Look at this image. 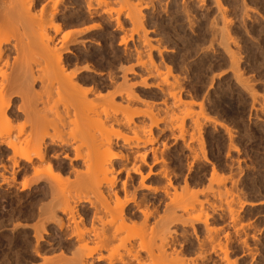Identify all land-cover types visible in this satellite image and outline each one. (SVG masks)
<instances>
[{
  "label": "rangeland",
  "instance_id": "rangeland-1",
  "mask_svg": "<svg viewBox=\"0 0 264 264\" xmlns=\"http://www.w3.org/2000/svg\"><path fill=\"white\" fill-rule=\"evenodd\" d=\"M89 1L91 5L93 4L92 6L97 2V0ZM127 1L129 4L124 0H119L118 2L117 0H105L106 4L100 1L101 5H95L97 7L96 14L89 15L85 11L86 4H88H85L86 0H62V3L58 6L60 16L56 17L55 24L64 22L65 26L62 24L63 28L56 36L52 27L50 28L49 22L47 23L48 25H44L46 27L44 29L56 39L54 42L57 46L61 44L60 41L67 33H71L64 45L72 52V55H63L70 64L69 71L88 66L93 71L102 72V76L84 74L86 77H91L88 78L90 80L89 85L92 83V78H94L93 80L97 79L98 83L108 82L107 78L111 73L115 75L117 80L115 83L121 84L124 80L122 76L125 75L126 82L128 81L126 85L133 84L132 91L140 97L138 100L129 101L131 103L130 107L133 108L132 113H137L139 110L142 111V109L145 112L146 110L149 111L152 106L153 117L151 119L150 117L148 118L150 115L147 116L145 112L140 114L139 111L140 116L134 118L135 125L112 129L107 124L106 129L111 130L110 133L116 130L120 131L119 133L130 138L139 135L138 131L141 128L148 129L152 118V121H157V127L152 125V135L157 139L153 148H157H155L157 157L160 156L161 150L166 151V156H164L165 165L168 167L167 170L169 169L168 178H171L172 185L169 188L170 194L172 195L175 192L178 197L176 200L179 199L181 202L178 201L176 203L181 204V206L183 203V207H192L193 205L192 208H187L185 213L190 219L194 220L195 218L196 220V222L194 220L191 223L190 219H188L189 221L186 220L188 217L184 213L185 221L194 226H189V223H187L189 224L188 226L175 225L177 226L174 227L177 232L175 234V240L177 241L173 246L174 250L172 251V247L165 250L166 252L167 250L168 252L171 251V255L169 254L168 256L169 259L170 256L173 258L176 255L179 259L181 258L179 261H184L179 263L175 256V261L171 259V262L189 264L190 258L192 260L196 259L198 250L201 249V251H205H203L205 258L198 260L196 264H226L223 263L225 261L222 259L224 257L223 250L229 249V259L232 262L235 260L236 264H264V0H217L222 6L220 11L217 10L218 7L215 0ZM139 1L142 6L148 3V8L142 9V14L145 17L143 28H138L139 23H133L126 18L130 15H127L129 12L131 15L134 14L132 12H134L135 7L139 6L137 3ZM184 5L188 7L187 10L190 12L189 19L185 17L183 12ZM63 7H66V9ZM104 10L111 11V16L109 13L106 14ZM78 17L84 20L81 19V21ZM116 19L122 24L121 30L115 27ZM91 25L99 28L82 32L83 34L79 33L76 36L77 30H83ZM73 35L75 36L73 37ZM122 39L125 40V45L120 43ZM145 43L147 44L145 45ZM137 50H139V55L136 54ZM138 60L144 62V66H140ZM130 70L135 73H128ZM144 79L149 86L147 89L140 86V82ZM118 83L116 85H119ZM102 90L101 92L103 93L104 89ZM106 91H111V88L106 89ZM118 97L120 98V96ZM119 98L116 97L117 103H125L122 98ZM163 100L166 101L164 102L166 105L163 104ZM129 102L128 104H130ZM102 103H97L99 106L96 107V112L98 110L96 115L98 114L97 117L99 116L100 119H102L101 116L104 117L105 115L100 113L113 109L111 107L112 109L110 110L108 104L105 105L103 103L102 105ZM107 111L106 114L108 113ZM126 112L124 113L127 114ZM14 120L16 119H11L9 120L11 124L10 122L6 124L14 127L15 123L16 125L18 124ZM2 124L1 122L0 125ZM137 129L138 131H136ZM162 129H164V132H161ZM181 131L184 133V139L175 142L173 138L179 135ZM110 133H108L109 136L111 135ZM145 136L147 137L146 134ZM142 139H145L144 136ZM163 145L166 146L164 150L162 149ZM184 145L186 146L183 147ZM187 146L190 150L187 149ZM86 147L88 149L89 146ZM86 147H82L83 151L86 150ZM89 149V155L91 156L93 155V150L90 147ZM102 150L100 149V152H103ZM136 151L141 152L142 150L138 149L131 152L136 153ZM85 152L88 153V151ZM85 152L82 153L84 154ZM10 155L11 152L7 151L5 146H0V172L4 173L5 177L9 176L11 168V163L6 160ZM151 158L150 156L148 160L150 164L152 162ZM64 163L68 164L69 162L64 161ZM1 164L7 167L6 171H3ZM117 165L119 166L120 164L118 163ZM162 165L159 162L153 168L154 170H159ZM146 171L147 168L143 171L144 175ZM124 177L125 175H122L120 179L123 180ZM136 179L135 186L138 198L147 197L150 201L155 198L163 199L164 196L161 193L149 194L144 189H139L137 187L139 177H136ZM1 180L2 178H0V255L5 257L0 256L2 257V259L0 258V264H16L17 262L15 261L20 262L19 255L25 252L24 248L26 245L23 247L20 243L14 244L9 239L12 207L8 202L12 197H16L13 209H15V217L17 218L22 211V203L26 200L27 194L20 193L17 189L19 188L18 185V187L16 186L13 190L8 191L7 185L5 183L1 184ZM160 180L161 182L163 181L161 178ZM161 182L155 186L163 185L164 183ZM185 183H187V187L184 186ZM144 184L153 183H151V180L146 179ZM196 196L198 197L197 199L191 200L194 197L196 198ZM196 200L203 204H200L202 207L199 203L196 204ZM206 200L207 202H205ZM197 205L201 210H199ZM79 206L81 208L86 207V209L89 207L88 204H80ZM162 209L163 206L161 207ZM188 212L190 213L188 214ZM232 213L234 214L233 217H235L234 220L231 219ZM204 216L207 218L206 221L202 220ZM102 218H105V220L102 219L103 222H110V218L107 215ZM152 219H155V216ZM152 219L151 223H153ZM198 220L205 223L198 222ZM17 223L18 225L24 224L20 220H17ZM210 227L211 229H216H213L216 233L211 230L216 236L214 237L215 234L212 232L210 236L214 234L212 237L215 239L213 240H218L215 242H218L219 246L210 240L209 234L207 235L210 231L206 233L204 230ZM192 228H196L194 232ZM217 228L219 229L217 230ZM132 231L129 229L122 233L124 236L121 235V238L128 239L126 234L132 235ZM133 232H136V230ZM47 237L43 243L49 244L51 238ZM134 238L138 237L135 236ZM188 238L190 239L188 240ZM205 239L210 241L209 243L206 242L207 245L204 242L206 241ZM61 240L63 241L65 238ZM133 240L137 243V239ZM195 242H197V245H195ZM118 243L114 242L112 244L114 249L112 245L109 246L112 247L113 251L111 248H106V251L104 250L102 254L107 255L109 250L115 257L118 256L117 252L119 251L121 252L119 255L122 254L125 257L129 255L132 257L135 254V252L131 254L125 252V254L122 251H127L124 248H128V246L125 243H121V241ZM198 243L205 244V246L200 244V248ZM13 244L14 246L17 244L15 248H12L14 247ZM212 244L219 248L220 246L221 248L225 247V249L221 250L220 248L219 251L221 250V253L219 255L218 247L212 249L214 247V245L210 246ZM175 245L178 246H176V249ZM195 246L200 249L196 251L195 249L197 248ZM16 247H21V251ZM209 249L214 250V252ZM13 250L15 252L12 253L11 251ZM156 250L158 252V249L154 248L155 252ZM2 251L5 254H9L5 255ZM154 251L153 253H155ZM166 252L159 253H161L160 256L162 255L163 259L165 258L164 262L168 261L167 263L169 264V259L166 256L168 252ZM67 253L69 254L70 252L63 253L64 255L66 254L65 257L68 256ZM156 253L154 255L159 258L157 257L159 254L157 253L156 255ZM53 254L48 256L55 257L60 255L59 251ZM70 254L69 256H71ZM195 254L197 256H194ZM144 255L147 256L145 252L141 251L139 257L146 264L152 263L153 259L150 260ZM8 256L13 257L10 259ZM14 256L17 257L15 258ZM207 257L208 259L205 261ZM219 258L222 259V262ZM34 260L23 261L24 263L21 262L20 264H43L38 258ZM154 263H156L155 260L152 264ZM55 264L62 263L57 262ZM65 264L69 263L66 262ZM102 264H106V262Z\"/></svg>",
  "mask_w": 264,
  "mask_h": 264
},
{
  "label": "bare ground",
  "instance_id": "bare-ground-1",
  "mask_svg": "<svg viewBox=\"0 0 264 264\" xmlns=\"http://www.w3.org/2000/svg\"><path fill=\"white\" fill-rule=\"evenodd\" d=\"M100 1L104 4L107 3L105 0H97L95 5L97 4V6H99L101 3ZM118 1L119 0H117V2ZM124 1L128 2L127 0ZM89 2V0L85 2V4L88 3L86 4L85 11L89 15L96 14L95 11L97 7L95 5L92 6L93 4L91 5ZM215 2L218 7L217 10L220 11L222 8L220 2L217 0H215ZM61 3L62 0H0V124L1 122L3 123L0 125V146H5V149L11 152L10 157L6 159L11 163V168L10 170L8 169L9 176H7V178L4 173L0 172V178H2L1 184L5 183L8 187V191L11 189L13 190L18 185L19 188L17 189L20 193L27 194L26 200L22 203L23 206L20 205L23 209L21 208L22 211L17 218L15 217V209H13L16 203V197H12L8 202L12 207V210L10 209L12 211L11 219L9 218L10 223L8 222L11 226L9 239H11V242L14 244L20 243L23 247L26 245L24 248L25 252L19 255L20 262H15L20 264L23 261L29 262L30 260L38 258L43 264H55L57 262L62 264L63 262H68L69 264H102L105 262L106 264H146L143 259L139 257L142 251L147 255H144V257L150 260L153 259L152 263L154 260L157 263L158 259H160L157 264H168V261L166 263L164 262L165 258L163 259V256L161 255V257V253L159 252L165 253L166 248H173L177 241L175 240V234L177 233L175 231L176 228H174L177 227L175 225L181 224L188 226L190 224L189 226L193 227L194 225L191 223L195 218L194 220L190 219L187 213H185L187 212L186 209L190 206L183 207V203L182 206L179 203L177 204L176 202H180V200H176L178 197L175 192L172 195L170 194L169 188L172 187V185L171 178H168L169 169L167 170L168 167L165 165L164 156H166V151L164 152L161 150V154L159 153L160 156L157 157V148H153L157 139L152 135V125L157 127V121L154 120V123L152 118L148 129L145 130L141 128L138 131L139 127L136 130L139 135L130 138L119 133L120 131L118 132L116 130L112 132V134L110 133L111 130L109 131L106 129L107 124H109L112 129H115V127L123 128L131 125L133 126L135 122L134 118H137L140 116L139 113L141 114L145 111L142 109V111L139 110L140 112L137 110L139 113H132L133 108L130 107L131 103L129 101L138 100L140 97L135 95L132 91L134 87L133 84L126 85L128 81L126 82L125 75L122 76L124 80L121 84L117 82L119 85H116L117 83L115 82L117 80L113 73L108 75V82L100 81L101 83H98L96 81L97 79L93 80L94 78H92V83L89 85L90 80H88V78L91 77H86L84 74L102 76V72L93 71L92 68L90 69L88 66L79 69L76 67L77 69L75 71L68 70L70 64L63 55H72V52L64 45L71 33H67L62 38L60 41L61 44L57 41V43L60 44L57 46L54 42L56 39L50 36L46 29H44L46 25L50 24L49 26L50 28L52 27L55 36L62 30L64 25L63 20V25L58 23L55 24L56 17L60 16L58 6ZM137 3L139 6L134 8V12H132L134 14L131 15L129 12L127 15H130H126V18L133 23H139L140 25L137 26L136 24V26L140 28L145 21L142 9L148 8V3L143 6L140 1ZM127 4H129V2ZM63 8L66 9V7ZM187 9L188 7L184 5L183 12L185 17L189 19L190 12ZM108 11L105 12L110 15L111 11ZM222 11L224 10L222 9ZM78 19L80 18L78 17ZM118 19L115 20V27L121 30L122 24ZM96 28L99 27L91 25L83 30H77L76 36H78L79 33ZM74 36L75 35H73V37ZM124 41L125 40L122 39L120 43L125 45L126 43ZM146 44L147 43H145V45ZM138 51L139 50H137V52L135 51L137 55L140 54ZM86 59L88 58L86 57ZM138 62L140 66H144V62L139 60ZM128 73L135 72L130 70ZM140 83V86L146 89L149 87L145 79ZM108 88H111V91H106ZM102 89H104V92L106 91L105 94L101 92ZM118 96L124 100V106L122 102H116V97L119 98ZM102 102L105 105L108 104L110 110L113 109L111 111L106 110L108 112L107 114L106 111L100 113L103 115L105 114L104 117L101 116L102 119H100L99 116L97 117L98 114L96 115V113H98V110L96 112V107L99 106L97 103ZM128 102L130 104H128ZM164 102L166 101L163 100V104H165ZM151 107L149 111L146 110L145 112L147 116L150 115L148 116L150 119L153 117ZM11 119H16L14 121H17L18 124L16 125L15 123L16 126L14 125V127L13 125H7L6 123H9ZM18 119H22L20 120L22 122ZM163 130L164 129H162L161 132H164ZM108 133L111 135L109 136ZM143 136L145 139H142ZM173 139L175 142L177 140H183L184 133L181 131V133ZM83 146H89L93 150V155H89V147V150L87 147L85 150L88 151V153L83 151ZM185 146L186 145L183 147ZM165 147L166 146L163 145L162 149L164 150ZM100 149H103V152H100ZM138 149L142 151H136V153L131 152ZM187 149L190 150L188 146ZM150 156L152 157L151 164L148 162ZM64 161H68L69 163L65 164ZM159 162L163 164L161 169L154 170V165ZM118 163L120 164L119 166L117 165ZM146 168L147 171L144 175L143 171L144 169L146 170ZM2 169L6 171L7 167L2 165ZM122 175H125L123 180L120 179ZM136 177H139L137 182V187L139 189H144L149 194L161 193L164 196L163 199L155 198L150 201L147 197L138 198L135 186ZM160 178L163 179V183L166 180L165 183L163 185L161 184V186H155L161 182ZM146 179L151 180V183L154 185H145L144 181ZM186 185L187 183H185L184 186L187 187ZM197 198L196 196V198L194 197L191 200ZM205 202H207V200ZM197 203L199 202L197 201L196 204ZM80 204H88L89 207L87 209L86 207L81 208L79 206ZM200 204L201 203H199V205ZM162 206L163 209L161 210ZM199 210L201 209L199 208ZM184 213L187 215V219ZM189 213L190 212H188V214ZM104 215L110 218V222H103V220H105V218H102ZM154 216L156 220L152 219ZM233 216L234 214L232 213L231 219L234 220L235 217ZM184 218L186 220L190 219L191 223L188 222L189 220L185 221ZM16 219L24 222V224L18 225ZM151 219L153 223L150 222ZM206 219L207 218L204 216L202 220L206 221ZM203 221L198 220V222ZM206 224L205 226H207ZM206 228L204 229L206 233L210 231V233H207L209 236L215 232L213 230L215 228ZM129 229L133 231L136 230L137 233L132 231V235H125L128 239L121 238V235H123L122 233H125ZM192 229L194 232L196 228ZM218 229L219 228H217V230ZM61 233H63V235H61ZM133 235L138 238H134L135 236ZM213 235L210 236V240L214 242L218 241L213 240L215 239L212 237ZM46 236H48L47 238H51L49 244L43 243ZM215 236L216 234L214 237ZM63 238H65V240L62 241L61 239ZM32 239L34 240L32 241ZM133 239H137V243L134 242ZM189 239L190 238H188V240ZM205 240L204 242L207 245L206 242L209 243L210 241H207V239ZM120 241L128 246V248L123 247L127 249V251L124 250L122 252H127V254L135 252L132 257L130 255V257H125V255L122 256V254L119 255L121 253L120 251L117 252L118 256L116 257L111 254L110 251L114 249L112 244ZM195 243V245H197V242ZM200 244L205 246V244L202 243H198V246ZM217 244L218 242L216 245ZM110 245H112L113 249L109 247ZM213 245L214 244L210 246ZM15 246L12 248H15ZM119 246L121 245L119 244ZM176 246L177 245H175V249ZM136 247L140 250L138 251ZM217 247L214 245L212 249ZM16 248H19L18 250L21 249V247ZM106 248H111V250L107 251L109 252L107 255H104L102 252L104 250L106 251ZM154 248L158 249V252L157 250L156 252L159 256L154 251ZM200 248L194 249L197 251ZM220 248H217L218 251ZM222 249H225V247H222L221 250ZM173 250L174 248L172 251ZM177 250L175 251L177 252ZM56 251H59L60 255L55 257L48 256ZM67 251L71 253H69L71 256L67 253L70 258L68 256L65 257L66 254H63ZM153 251L159 258H156ZM198 251V256L196 254L194 255L197 256V258L193 260L190 258L189 264H196L198 260L200 261V259L203 260L205 258V251L203 250V252L201 249ZM210 251L214 252V250ZM220 251L219 255L221 253ZM223 251L224 254H222L224 257L223 255V258L221 257L225 261L223 263L234 264L235 260L232 262V260L230 261L229 259V249ZM11 252L13 253L15 251L13 250ZM169 252L167 255H163H166L168 258L169 254L171 255V251ZM3 253L5 254V252ZM175 256L176 255H174V257L172 256L173 258L170 256V259L168 258L169 264L174 263L171 262V259H174L172 261H175L176 258L178 261L181 260V258L179 259L177 256L175 258ZM2 257L0 258L2 259ZM12 257L9 258L12 259ZM14 257L16 258L17 256ZM208 257L205 261H207ZM222 259H220L221 262ZM182 261H179V263H182Z\"/></svg>",
  "mask_w": 264,
  "mask_h": 264
}]
</instances>
